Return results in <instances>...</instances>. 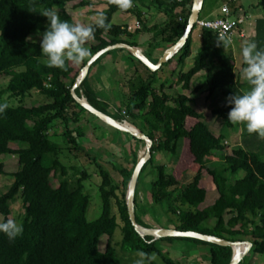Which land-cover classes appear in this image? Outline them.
Here are the masks:
<instances>
[{
    "label": "trees",
    "instance_id": "1",
    "mask_svg": "<svg viewBox=\"0 0 264 264\" xmlns=\"http://www.w3.org/2000/svg\"><path fill=\"white\" fill-rule=\"evenodd\" d=\"M70 1L75 0H0V75L8 77L7 83L0 89V104H8L11 98L17 99V104H8L5 112L0 113V157L15 154L18 161V169L12 173L13 181L7 191L0 193V216L9 218L10 205L16 197L24 206L22 235L10 241L0 232V264H123L117 249L120 252L156 253L164 264H174L156 246L158 240L173 239L206 246L208 264H228L232 254L229 246L191 237H163L151 241V236L141 237L135 231L128 216L125 192L138 159V147L144 143L143 140L125 132L129 138L127 142L133 140L135 146L130 150L131 162L118 169L120 182L117 183L111 170L81 147L83 127L78 124L71 127V123L79 121L80 114L88 112L73 99L70 89L90 57L116 43L138 46L134 36L148 32L152 34L153 41L148 44L149 52L144 54L156 62L157 59L150 58L151 52L160 44L167 48L179 40L193 0H133V7L126 11L106 0V7L101 13L107 17L111 28L108 31L96 29L94 39L88 41L87 46L91 55L79 64L66 62L63 69L48 67L47 57L40 49V40L47 29L48 20L40 13L45 9H56L61 20L75 23L66 8ZM90 4V0H80L71 8ZM258 5L264 12V0H259ZM150 9L161 12L165 19L148 26L142 16L145 10ZM116 12L134 15L140 22V28L130 32L126 30L128 24L112 22ZM195 27L179 51L155 71H151L126 49L117 48L124 50L129 60H136L147 72L143 77L135 67L137 75L133 77L134 83L130 81L131 88L127 95L123 94L120 99V108L111 106L99 97L92 83L96 78V83L100 84V77L92 70L115 49L103 53L90 65L75 92L83 95L96 109L119 121H128L127 117L138 120V123L128 122L152 140L151 157L142 166L139 176L153 162L156 152L168 151L173 154L176 164L170 173L165 172L164 165L153 166L156 177L150 184L149 204H166L167 211L177 215L174 228L231 241L248 240L251 242L250 251L263 253L264 159L258 152L242 147L225 153V138L209 129L203 114L191 105L193 100L189 96L164 92V81L154 87L155 75L164 64L176 57L179 62H184L190 55ZM198 34L201 44L193 64L187 71L179 72L177 80L182 83L183 89H187L192 77L203 70L208 91L206 96L215 101L221 99L220 103L212 104L215 105L211 108L212 113L223 126L232 127L234 124L227 118L232 106L226 103V97L240 94L249 85L240 82L239 73L237 75L235 72L230 46L225 49L222 45L218 46L217 36L209 30L199 29ZM27 37H31V40ZM254 42L258 49H264V15L256 20ZM32 90L46 96L49 101L25 106L23 100ZM215 92L219 93L220 98ZM111 107L115 112L110 110ZM55 121L63 125V145L50 138L49 131ZM11 144L17 147L12 148ZM73 151L88 156L100 179L98 192L101 212L94 220H88L86 216L90 197L85 192L84 181L90 177L89 172L62 158ZM186 153L189 162L177 176L175 169L181 166L182 155L185 157ZM208 163L213 165L208 166ZM110 164L115 170L114 164ZM204 169L216 190L213 198L207 196L206 189L200 185ZM239 172L242 175L238 177ZM139 176L134 194L135 219L140 225L150 227L140 219L141 215H145L144 210L149 213L148 210H137ZM53 179L57 180V184L52 183ZM226 214L229 215L227 219ZM208 219L214 220L213 225L203 226L202 223ZM118 227L121 238L114 242L112 236ZM102 235H107L103 251L99 249ZM244 257L238 264H244Z\"/></svg>",
    "mask_w": 264,
    "mask_h": 264
},
{
    "label": "rangeland",
    "instance_id": "2",
    "mask_svg": "<svg viewBox=\"0 0 264 264\" xmlns=\"http://www.w3.org/2000/svg\"><path fill=\"white\" fill-rule=\"evenodd\" d=\"M80 0L70 1L67 3L68 12L73 16L75 22H80L84 24H92L95 23V19L98 14L101 13L106 5V0H90L91 4L84 7L79 8H71V5L79 2ZM227 4L231 5V1L225 0ZM223 2V3H224ZM243 8L248 9L250 13L256 10V7L250 6L247 4L245 0L243 3ZM222 0H205L203 8L201 9L199 16L201 18L208 17V18H215L222 16L221 6ZM254 8V9H253ZM260 11L263 12L262 8H259ZM220 11V12H219ZM211 13V15H210ZM253 14V13H252ZM264 15V12H263ZM147 20L151 19L155 20V22L159 21L162 15L152 18L150 13H146ZM145 17V18H146ZM124 19L126 21H134L135 16L132 14H121L120 12H116L113 16V22L121 24ZM133 24V23H131ZM199 29L195 27L192 31V38H193V45L191 48V54L184 60V62H179L177 57L172 59L170 63L164 64L157 74L155 75L154 80V87H157L162 81H166L168 84L164 83L163 91L169 93L171 95L174 94H185L189 96L193 101L191 105H193L197 111L203 114V120L208 125L209 129L219 135L221 134L223 138H225V142L227 148L225 149V153L229 154L235 148H244L248 151L258 152L260 156L264 159V139H261L256 133L249 134L245 125L243 124H234L232 127L223 126L221 120L216 117L211 108L216 104L220 103L221 99L215 101L214 98L207 97V86L205 82V72L199 71L197 75H194L190 80L189 87L187 89L182 88V83L177 80L178 73L187 71L193 64L194 56L197 53V50L200 46V38H199ZM248 39V38H247ZM237 39L234 38L230 45L229 52L232 54L234 64H235V72L239 73V80L240 82H246L242 76L241 69L244 66L243 58L241 53V47L244 41H253L251 39ZM88 46V42L85 45ZM240 47V48H239ZM239 48V49H237ZM237 49V50H236ZM127 55L124 50L115 49L109 56L103 58V60H107L110 57H118L120 55ZM134 64H132L131 60H124V63L116 60L107 61L105 62L106 67L100 65L102 67H95L92 70V73L96 74L97 77H100V84L96 83V78L92 80L94 88L96 89L97 93L101 92V96H105L110 103L114 104L116 108H120L122 105L120 103V99L122 98L123 94L127 95L129 92L130 81L133 80L135 76L134 68L136 65L140 67L142 70L143 77H146L147 72L141 68L143 67L140 65L136 60H133ZM127 65V66H126ZM131 65V66H129ZM131 70L132 72H130ZM125 68V69H124ZM134 71V72H133ZM101 72V75H99ZM137 75V74H136ZM0 75V89H2L5 84L7 83L8 77ZM105 76V77H104ZM105 78V79H104ZM103 81V83H102ZM106 83L108 86H104L103 84ZM132 83H134L132 81ZM131 83V84H132ZM105 84V85H106ZM218 97L219 93L215 92ZM6 97V96H5ZM4 98V97H3ZM220 98V97H219ZM6 101V100H5ZM49 99L39 93L38 91L32 90L23 100L25 106H32L38 105L44 102H48ZM10 105L17 104L16 98H11L10 101H7ZM217 106V105H216ZM114 107H111L110 110L114 111ZM115 112V111H114ZM81 117H79V121L77 123H71V127L74 125L82 126L84 129V137L80 139L81 147L88 152L89 156L97 157L101 163L104 164V167L111 170V175L113 176L114 180L119 183L120 176L118 173V169L121 167L126 166L128 163L131 162V149L135 146V142L133 140H129L127 142L128 135L125 132H120L119 130L112 128L111 126L104 123L98 117L93 116L92 114L84 111ZM127 120L132 122L138 123V120H134L131 117H127ZM127 121V122H128ZM63 131V125L60 124L58 121L54 122L53 127L49 131L50 138L61 145L64 144V139L61 137ZM12 148H16V144H11ZM183 147V146H182ZM181 149V147H180ZM180 154H182V150H180ZM178 151V150H177ZM144 152V143L140 144L138 147L137 155H142ZM76 155L77 157H73ZM182 164L180 167L175 169L176 175L178 176L181 171L187 166L189 162V157L186 153L185 157L182 155ZM63 160L70 164H78L85 168L90 177L84 181L85 192L89 195V205L87 208V219L94 220L96 219L101 212V200L98 192V183L100 181L99 176L95 173V167L91 160L85 153L73 151L72 154L66 153L62 156ZM176 159L173 157V154L168 151L156 152L153 156V162L148 164L142 173L139 176L137 190L138 195L136 198L137 201V210L147 209L149 213L144 210L145 214H149L155 218V221L152 218H149L147 223L150 227L154 226H169L173 227L177 223V215L174 213H170L166 209V204H149L150 196H149V188L151 182L156 177V170L155 167L157 165H164L165 172L170 173L171 169L176 164ZM0 163L2 164V172L0 173V193L7 191L8 187L10 186L11 182L13 181L12 173H14L18 169V161L17 156L15 154H6L1 155ZM113 163L116 169H112ZM217 163V162H215ZM213 165L212 163H208V166ZM242 172H239L237 176H241ZM52 183L55 185L57 184V180L53 179ZM200 185L205 189L209 188V186H213L212 180L210 175L206 172V169L203 170L202 178L200 180ZM11 213L9 218L15 219L18 224H21L22 217L24 213V206L21 202L19 197L11 202ZM229 217L228 214L225 215L227 219ZM0 218H2L0 216ZM214 220H207L202 223L203 226H212ZM121 238L120 228H116L112 240L116 242L117 239ZM166 240H158L156 242V246L162 250L163 256L170 259L174 264H188L186 261L189 256L193 254V250L187 251V247H192L190 241L181 240V239H173L172 245L166 244ZM107 242V235H102L99 239V249L101 251L104 250L105 245ZM193 248V247H192ZM194 249V248H193ZM186 250V251H185ZM198 254L194 257V262L196 264H208L209 254L207 252L206 246H199L197 248ZM118 256L121 259L123 264H134L136 257V252H127V251H119L117 249ZM156 254V253H155ZM157 255V254H156ZM158 259L155 262L156 264H164L161 260V257L157 255ZM244 264L254 263V264H264V252L263 253H254L248 250L244 257Z\"/></svg>",
    "mask_w": 264,
    "mask_h": 264
},
{
    "label": "clouds",
    "instance_id": "3",
    "mask_svg": "<svg viewBox=\"0 0 264 264\" xmlns=\"http://www.w3.org/2000/svg\"><path fill=\"white\" fill-rule=\"evenodd\" d=\"M110 3L123 11L133 7V0H110ZM40 14L48 20L47 29L42 33L40 40V49L47 57L48 67L63 69L66 62L81 63L91 55L90 49L85 45L94 39L96 29L108 31L111 28L103 13L98 14L94 25L61 20L56 9H45ZM26 39L31 40V37ZM216 42L225 49L230 46L231 39L221 32ZM241 53L244 64L241 73L249 88L240 94L226 97V103L232 106L227 118L233 124L245 125L249 134L256 133L264 139V49H258L254 41H244ZM7 108V103L0 104V113L5 112ZM0 232L11 241L22 235L23 226L15 219L0 218ZM136 257L134 264H152L158 259L155 253L144 251H137Z\"/></svg>",
    "mask_w": 264,
    "mask_h": 264
},
{
    "label": "water",
    "instance_id": "4",
    "mask_svg": "<svg viewBox=\"0 0 264 264\" xmlns=\"http://www.w3.org/2000/svg\"><path fill=\"white\" fill-rule=\"evenodd\" d=\"M203 4V0H193L190 13L187 19L186 26L184 28L183 34L179 38V40L174 43L173 45L167 47L161 56L158 58L156 62H152L143 52V50L138 46H132L127 43H116L113 45H108L105 48H102L95 54H93L90 59L84 64V66L80 69L71 89L70 93L73 97V99L85 110L90 112L91 114L98 117L100 120H102L107 125L116 128L119 131L129 133L133 135L134 137L141 139L144 141V152L142 155H138V159L136 161V164L132 170L131 177L127 183V188L125 192V203L128 211V216L130 219L131 224L133 225L135 231L141 236H151L153 240H157L159 238L163 237H191V238H197L204 241H208L211 243H215L218 245L223 246H229L232 249L231 258L228 264H238L245 254L248 252V250L251 247V242L248 240L240 241V240H227L224 238H220L214 235H208L199 233L196 231H181L176 228L171 227H161V226H154V227H146L143 225H140L136 222L135 219V209H134V194H135V188L137 179L140 173V170L144 163L151 157V145L152 140L145 135L143 132H141L138 128H136V131L127 128L124 125L125 121H119L112 116L96 109L94 106H92L87 99L83 95H77L75 92V89L80 85L81 81L84 79V77L87 74V71L90 67V65L103 53L117 49V48H123L126 49L131 55H133L135 58L140 60L144 65H146L151 71H155L158 69L163 63L168 61L175 53L179 51V49L184 45L186 42L196 20L199 17V13L201 11ZM242 246L241 250H235L236 247Z\"/></svg>",
    "mask_w": 264,
    "mask_h": 264
},
{
    "label": "crops",
    "instance_id": "5",
    "mask_svg": "<svg viewBox=\"0 0 264 264\" xmlns=\"http://www.w3.org/2000/svg\"><path fill=\"white\" fill-rule=\"evenodd\" d=\"M225 0H222V4H223V2H224ZM227 1H231L230 2V4L231 5H229V8H230V10H231V13H233L234 15H241V16H245V20H244V22L242 23V25H240V27H239V31L242 33V35H236L234 38H237V39H247V40H249V39H251V40H253L254 41V36H255V24H256V20L257 19H259V18H261L262 16H263V12L262 11H260L259 10V8H261L259 5H258V2H259V0H246L247 1V4H250V6H255L256 7V10H254V12H252V13H250L249 12V10L248 9H245V8H243L244 6H243V2L245 1V0H227ZM204 3H205V1H204ZM224 3H227V2H224ZM204 5V4H203ZM222 6V5H221ZM220 6V7H221ZM254 9V8H253ZM236 10V11H235ZM234 11H235V13H234ZM150 13L151 14V16H152V18H154V17H157V16H159V14L160 15H162L163 17H161V19L159 20V21H157V22H155V20H154V22H153V20H151V19H148L147 20V17H146V13ZM220 12V11H219ZM115 14V13H114ZM114 14H113V16H114ZM210 15H211V13H210ZM113 16H112V22H113ZM146 17V18H145ZM142 19L145 21V23L148 25V26H151V25H153V24H155V23H160V22H162L164 19H165V17H164V15L161 13V12H157L156 10H153V9H150V10H145L144 12H143V16H142ZM135 20H136V18L134 19V21L132 22V21H126L125 19H124V21L121 23V24H131V23H134L135 22ZM153 37H152V34L151 33H148V32H142V33H139V34H137L136 36H134V40L136 41V42H138V47H140L142 50H143V52H149V48H148V44H149V42H152L153 41V39H152ZM155 41H157V39H155ZM193 38H192V42H191V48H192V45H193ZM200 44H201V42H200ZM231 46L232 45H230V47L229 48H231ZM233 47V46H232ZM240 48V47H239ZM239 48H237V49H239ZM166 49V46L165 45H163V44H160V45H158V47L155 49V50H153L152 52H151V59H157L158 60V58L161 56V54L163 53V51ZM233 49L235 50V48L233 47ZM236 49V50H237ZM190 54H191V51H190ZM109 56V55H108ZM125 59H127V60H129V58H128V55H124V54H122V55H120V56H118V57H113V58H109V59H107V60H103L102 59V61L100 62V64L99 65H97L96 67H102V66H100V65H103V67L105 66L106 67V65H105V62H107V61H114L115 60V62H116V60H118L119 62H120V60H121V62H123L124 63V60ZM132 62V64H134V61H131ZM135 65V64H134ZM127 66V65H126ZM129 66H131V65H129ZM129 68H131V67H127V69L129 70ZM136 70H137V72L138 73H140L141 75L143 74V72H142V70L140 69V67L138 66V65H136ZM125 69V68H124ZM130 72H132L131 70H129ZM134 71H135V68H134ZM133 71V72H134ZM199 73V72H198ZM198 73H196L195 75H197ZM99 75H101V72H100V74ZM144 75V74H143ZM105 77V76H104ZM105 79V78H104ZM164 82L166 83V84H168L165 80H164ZM102 83H103V81H102ZM106 83H104L103 85L104 86H108L107 84L105 85ZM168 86H169V84H168ZM100 93L101 92H99V93H97V95L99 96V97H101V98H103L105 101H108L109 102V100H107V98L105 97V96H101L100 95ZM110 103V102H109ZM110 105H114V104H112V103H110ZM226 141V140H225ZM206 191H207V196L209 195L210 197H215L216 196V190H215V187H214V185L213 186H209V188L207 189L206 188ZM149 218H152L153 219V217L151 216V215H149V214H145V215H141V217H140V219L143 221V222H145L146 224H148L147 223V221H148V219ZM154 220V219H153ZM208 220H211V219H208ZM213 220V219H212ZM214 222V221H213ZM159 226H161V225H159ZM161 227H169V226H161ZM208 227H210V226H208ZM172 228H174V227H172ZM166 242V244H169L170 243V245H172V241H165ZM193 246V248L192 247H188V246H186L187 247V251H190V250H193V254L191 255V256H189V258L186 260V261H188V264H196V262H194V257H195V255H197L198 254V250H197V248H199V246L200 245H196V244H194V243H191ZM186 251V250H185ZM199 264H201L200 262H199Z\"/></svg>",
    "mask_w": 264,
    "mask_h": 264
},
{
    "label": "built area",
    "instance_id": "6",
    "mask_svg": "<svg viewBox=\"0 0 264 264\" xmlns=\"http://www.w3.org/2000/svg\"><path fill=\"white\" fill-rule=\"evenodd\" d=\"M221 10H222V16L215 18L198 17L194 25H196L198 29L209 30L212 33H214L216 36H218L221 32H223L228 37H230L232 42L236 35H242V33L239 31V27L244 22L245 16L232 14L229 5L227 3L222 4ZM138 28H140L139 20H135L133 24L126 25V30L130 32H133ZM122 113L124 114L125 112L122 111ZM123 121L126 122V120Z\"/></svg>",
    "mask_w": 264,
    "mask_h": 264
},
{
    "label": "bare ground",
    "instance_id": "7",
    "mask_svg": "<svg viewBox=\"0 0 264 264\" xmlns=\"http://www.w3.org/2000/svg\"><path fill=\"white\" fill-rule=\"evenodd\" d=\"M124 125H125L127 128L136 131V127H135L134 125H132L131 123H129V122H127V121L124 122ZM241 249H242V246H240V247H236V248H235L236 251H237V250H241Z\"/></svg>",
    "mask_w": 264,
    "mask_h": 264
}]
</instances>
